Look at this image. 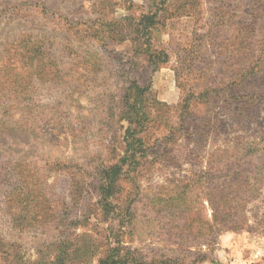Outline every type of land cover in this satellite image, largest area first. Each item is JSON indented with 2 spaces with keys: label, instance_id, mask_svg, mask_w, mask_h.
Segmentation results:
<instances>
[{
  "label": "rangeland",
  "instance_id": "374dc122",
  "mask_svg": "<svg viewBox=\"0 0 264 264\" xmlns=\"http://www.w3.org/2000/svg\"><path fill=\"white\" fill-rule=\"evenodd\" d=\"M0 67V264H264V0H0Z\"/></svg>",
  "mask_w": 264,
  "mask_h": 264
},
{
  "label": "trees",
  "instance_id": "16d2710c",
  "mask_svg": "<svg viewBox=\"0 0 264 264\" xmlns=\"http://www.w3.org/2000/svg\"><path fill=\"white\" fill-rule=\"evenodd\" d=\"M7 64L10 65V70L5 69L4 72L12 71L11 68L13 66V62L11 60H8ZM7 64H6V66H7ZM1 67H2V65H1ZM1 67H0V69H1ZM135 88L137 90H141L137 86H135ZM131 124L132 123H128L127 125H125L124 134H127L131 130ZM20 125L21 124L19 123V120H16L15 118H13L10 115H6L4 118L0 119V137L7 136L10 132L18 130L20 128ZM222 212L225 213L226 212L225 209H223ZM225 214L227 216H229V214H227V213H225Z\"/></svg>",
  "mask_w": 264,
  "mask_h": 264
}]
</instances>
